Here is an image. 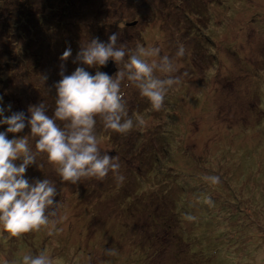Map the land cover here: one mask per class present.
I'll use <instances>...</instances> for the list:
<instances>
[{"label": "rangeland", "instance_id": "1", "mask_svg": "<svg viewBox=\"0 0 264 264\" xmlns=\"http://www.w3.org/2000/svg\"><path fill=\"white\" fill-rule=\"evenodd\" d=\"M84 9L86 13L73 21L69 18L68 32L60 28L52 35L54 49L45 50L37 74L20 81L13 77L25 73L24 68L12 64L3 88L9 100L0 106L11 105L6 116L22 111L27 118L30 106L46 103L51 116L62 64L65 75L77 67L92 75L101 71L76 60L92 39L107 43L117 33V43L127 49L154 45L172 57L183 44L186 54L178 59L175 73L180 83L169 91L160 111H153L133 85L122 84L129 116L143 119L144 125L122 135L97 121L102 149L120 158L125 190L145 189L142 205L135 203L142 210L135 216L127 210L121 214L112 204L115 194L105 189L108 179H92L88 187L87 179L86 184L62 183L46 156L38 157L43 168L34 164L25 175L30 182L47 178L56 183L60 231L51 237L42 230L16 238L0 230V259L15 264L24 254L44 251L56 264H264V0H91ZM9 45L12 55L23 47L8 40ZM67 48L72 56L61 61ZM6 127L0 126V131ZM165 130L170 144L167 138L159 139ZM29 134L26 126L15 135ZM141 135L142 153L131 144ZM150 140L159 153L167 151L162 172L152 179L143 174L154 163L149 157L153 147L147 150ZM211 177H219V182L212 183ZM157 189L163 201L156 206L155 199L150 207L145 199ZM139 194L124 198L137 199ZM178 197L184 200L181 211L193 213L184 224L194 236L184 243L178 224L170 226L166 218L171 208L180 209ZM160 216L161 223L151 227L157 234L145 228L148 218ZM108 249L113 254H106Z\"/></svg>", "mask_w": 264, "mask_h": 264}, {"label": "clouds", "instance_id": "2", "mask_svg": "<svg viewBox=\"0 0 264 264\" xmlns=\"http://www.w3.org/2000/svg\"><path fill=\"white\" fill-rule=\"evenodd\" d=\"M117 41V33L112 34L107 43L92 39L76 57L77 61L97 69L107 66L109 61L117 66L123 64L114 76L99 70L92 75L83 67L65 75L61 65L62 78L54 84L56 96L51 116L46 103L30 106L27 118L22 111L6 116L11 105L7 109L0 106V126H7L0 131V230L10 237L20 238L22 234L42 230L51 237L60 231L57 217L61 206L55 199L59 195L56 183L47 178L30 182L25 175L34 164L40 170L43 168L37 162L38 157L46 156L62 183L78 185L86 179L103 181L111 173L116 182L122 184L125 177L119 172L120 158L102 149L96 130L98 119L105 130L126 135L145 122L128 115L122 84L133 85L140 96L149 101L153 111H160L169 91L180 83L175 73L178 59L186 54L183 44L172 57L162 54L159 46L137 44L132 50ZM71 56L72 50L67 48L60 60L67 61ZM46 79L44 77L42 82ZM2 101L0 97V105ZM26 126L30 128L29 135H15L22 133ZM9 134H14L11 139ZM211 181L218 183L219 177H211ZM105 252L113 254L112 249ZM0 264L12 262L0 259ZM15 264L56 262L41 251L35 255L24 254Z\"/></svg>", "mask_w": 264, "mask_h": 264}, {"label": "trees", "instance_id": "3", "mask_svg": "<svg viewBox=\"0 0 264 264\" xmlns=\"http://www.w3.org/2000/svg\"><path fill=\"white\" fill-rule=\"evenodd\" d=\"M90 1L91 0H0V45H1L0 77L1 80L3 81L2 87L0 86V94L2 95L3 98L2 104H4L5 100H9V96L8 95L6 96L7 93H5V89H3L6 80L8 79V75H6L7 74L6 71H12V67H11L12 64H14L13 66H22L24 68L25 73L20 74L19 72H16V74L13 77V78L16 77V79L20 81L21 79L24 80H27L28 78L30 79L31 75L37 74V70L40 69L39 68L40 63L43 62L46 56L45 50L51 51L54 49V45H52L54 41V37H52V35H54L56 30L60 28H63L64 32H68V30H66L67 29L66 24L70 22V19L71 20L72 18L76 19V17L81 16L85 12L84 9L85 5L87 4V2ZM8 40H10V44L21 43L23 47L20 50V52L16 53L15 55H12L11 46L10 45L7 47L5 46ZM99 69L101 70L100 67ZM38 81H40L39 78ZM128 115H130L129 112ZM167 137L171 138L170 134L167 132V130H165L162 133V137L159 136V139L165 140ZM137 138L140 139L136 140L131 144L133 146L137 145L138 149H133L135 150V152L136 150H139L141 147L140 153H142L145 151L144 149H142V146L144 145L145 142L144 136H142V138L138 136ZM154 140L155 139H153V141ZM166 141L168 142V138L166 139ZM146 143H149L147 145L148 148L147 150H149V146L153 147V149L150 150L152 154H150L149 157L151 158L150 162H152V160L154 159V163L152 162L150 166L148 165L149 169H146L145 170L146 172L144 171L145 173L143 172V174L146 175V177H149V179H152V177L150 176H152L153 174L159 176V174L162 172L160 168L162 165L163 157L167 159V157L165 156L167 151L163 149V152L161 154L156 150L157 146L152 144L151 140L146 141ZM168 143L170 144V142ZM165 149L168 150L170 149V147L166 146ZM128 152L124 154L126 158L128 156ZM134 155L135 153L133 152L132 156L135 157ZM144 156H148V155L144 154ZM125 171L128 172L127 169ZM119 172L121 175H123L124 173V171L122 170H119ZM131 172H133V170H130V173ZM136 177L138 179L140 178L138 175H136ZM170 177L171 176L169 175V178ZM106 179L108 180L107 182H104V185H106L105 189L108 191V195L115 194L114 198L112 199V204L115 207H118L119 209L118 211L121 214H124V211L127 210L126 214L130 213V215L135 216L138 211L142 210L141 209L142 204L140 200L144 198L143 197L144 195L142 194L145 189L143 187L140 188L141 191L138 188L139 190L133 189L131 192H129L128 190H125L126 187H125V183L123 182L122 184H119L120 188L116 190L117 184L116 181H114L115 178L113 177V175L109 173ZM89 181L90 180H87V184H86V180L84 181L87 187L90 184V183L88 184ZM158 190L159 189L154 191V193H152L149 198L147 197V199H145L147 204L150 205V207L153 206V201L155 199L159 200L156 203V206H159L161 200L163 199V197L160 196L161 193H159ZM136 192L140 193L137 199L127 200L124 198L126 194L129 193L135 194ZM101 194L102 192L98 193L99 196ZM137 200L141 204L139 208L135 207V203ZM182 200L183 199L181 197L180 198L178 197V199L175 200V204L177 206L180 205V209L179 207L178 209H173V210L171 208V210L169 211H171L172 214H169L166 218L170 220V226L175 227L176 226L175 223L178 224V227L181 229L179 232V238L181 242L184 243L186 239L188 240L192 238L194 236V233L188 230L186 225L184 224L186 222V216L188 214H193V213L191 212L189 213L187 210L184 213L181 211L183 209V207L181 206ZM254 204H257V202L254 201ZM158 209L159 208L157 207V210ZM151 215L154 214L151 213ZM161 221H162L161 216L148 218L147 223L150 222V224L145 225L146 226L145 228H148L150 230L153 227H155L154 224H160ZM152 230L155 231L154 229ZM149 235L152 241L153 240L155 241V237L153 238L152 236V231L149 233ZM191 261L193 262L192 257H191Z\"/></svg>", "mask_w": 264, "mask_h": 264}, {"label": "water", "instance_id": "4", "mask_svg": "<svg viewBox=\"0 0 264 264\" xmlns=\"http://www.w3.org/2000/svg\"><path fill=\"white\" fill-rule=\"evenodd\" d=\"M130 24L134 25V24H136V21H134ZM100 68L103 72L107 73L111 77L117 72L118 66L115 64L114 61H109L107 63V66H101Z\"/></svg>", "mask_w": 264, "mask_h": 264}]
</instances>
